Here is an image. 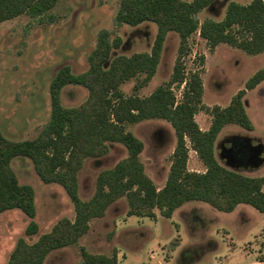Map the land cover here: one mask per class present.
Here are the masks:
<instances>
[{"label":"rangeland","instance_id":"1","mask_svg":"<svg viewBox=\"0 0 264 264\" xmlns=\"http://www.w3.org/2000/svg\"><path fill=\"white\" fill-rule=\"evenodd\" d=\"M230 1L246 5L251 0H216L212 8H204L197 14L198 21L202 23L206 18L220 21ZM118 7L119 0H59L41 17L21 15L0 24V133L3 137L10 141L37 137L50 116V82L63 67L69 68L72 74L88 69V57L95 49L99 31L107 30L122 41L121 46L112 51V58L150 52L155 25L145 22L136 27L115 26ZM178 48V36L168 34L152 79L138 88L143 79V75H139L120 84L118 90L125 97L145 98L163 86L172 91L176 103L181 102L185 83L176 86L170 82ZM180 59L186 80L195 74L200 78L201 106L207 109L229 105L248 79L264 66V53L251 56L226 44L210 49L198 32L187 39ZM87 97L85 88L69 85L62 88L60 102L65 108H77ZM243 102L253 129L246 131L238 125L227 124L217 137L244 135L264 146V81L246 91ZM194 120L201 131L209 129L211 116L205 109H200ZM126 130L143 142L139 159L144 173L157 190L161 189L176 144L171 125L153 119L126 126ZM157 132L163 135L161 145L155 137ZM185 142L186 170L203 173L204 164L191 149L188 139ZM126 156L123 145L112 143L101 158L84 161L78 173L79 198L89 201L95 194L99 173L112 169ZM214 156L230 171L247 177H264V163L248 169L225 166L218 157L217 138ZM11 165L19 184L29 185L34 190V221L38 232L32 236L25 234L29 219L21 211L1 213L0 264L7 263L19 239L33 243L50 232L59 220L73 221L75 216L63 188L42 183L29 159L16 158ZM128 211L126 198L116 200L104 217L90 221L89 231L75 244L53 251L43 264H84L82 250L92 256L111 258L116 255L117 264H264L262 215L248 205H238L226 214L202 202H189L168 220L157 210L154 217L143 218L129 217Z\"/></svg>","mask_w":264,"mask_h":264},{"label":"trees","instance_id":"2","mask_svg":"<svg viewBox=\"0 0 264 264\" xmlns=\"http://www.w3.org/2000/svg\"><path fill=\"white\" fill-rule=\"evenodd\" d=\"M59 0H0V24L21 15L41 17L54 8ZM216 0H119L115 26H139L153 23L156 34L149 53L116 56L112 51L121 46V39L107 30L97 34L95 49L88 57L89 67L81 74L61 68L49 84L50 116L36 138L10 141L0 133V214L19 210L28 219L27 236L35 235L38 226L34 190L19 184L12 161L27 158L44 184H57L71 201L75 216L70 221L59 220L50 232L35 242L19 239L6 264H43L53 251L71 246L89 231L93 219L104 217L116 200L126 198L127 215L154 217L157 210L164 219L189 202H202L222 213H231L241 204L262 215L264 224V177H247L221 166L214 156V143L227 124L246 131L253 129L243 98L246 91L264 81V66L254 73L226 107L201 106L202 84L197 74L187 80L182 71L181 55L187 39L198 32L210 49L226 44L247 55L264 53V0H251L246 5L228 2L223 19L206 18L200 23L197 14L212 8ZM170 33L179 38L178 57L171 83H185L182 101L168 87L160 86L149 96L125 97L118 87L123 82L143 75L138 88L154 76L163 44ZM77 85L88 92L86 101L77 108H65L60 102L62 88ZM137 89V88H136ZM205 109L211 116L209 129L201 131L194 116ZM168 122L176 137L171 164L164 186L157 190L145 175L139 156L143 143L126 126L148 120ZM185 139L205 166L203 173L186 170L188 150ZM124 146L127 156L112 169L102 171L96 179L95 194L89 201L78 196V173L87 159L104 156L109 144ZM84 264H117L111 258L92 256L81 251Z\"/></svg>","mask_w":264,"mask_h":264},{"label":"flooded vegetation","instance_id":"3","mask_svg":"<svg viewBox=\"0 0 264 264\" xmlns=\"http://www.w3.org/2000/svg\"><path fill=\"white\" fill-rule=\"evenodd\" d=\"M155 135L158 140V144L161 145V143L163 142L162 133L157 132ZM218 138L219 137H217L218 157L220 161L224 163L225 166L235 169L251 168L253 154L255 150L254 147L260 144L259 141H254L252 138L244 135H229L223 136L219 139Z\"/></svg>","mask_w":264,"mask_h":264},{"label":"water","instance_id":"4","mask_svg":"<svg viewBox=\"0 0 264 264\" xmlns=\"http://www.w3.org/2000/svg\"><path fill=\"white\" fill-rule=\"evenodd\" d=\"M254 154H253V159H252V168H257L260 165L264 163V146L263 144H258L254 147ZM262 154V156H261Z\"/></svg>","mask_w":264,"mask_h":264},{"label":"crops","instance_id":"5","mask_svg":"<svg viewBox=\"0 0 264 264\" xmlns=\"http://www.w3.org/2000/svg\"><path fill=\"white\" fill-rule=\"evenodd\" d=\"M180 208H181V207H180ZM180 208H179V209H180ZM179 209H177V210H176V211L173 213V215H172V217H171V218H173V217H175V216H176V214H177V212H178V210H179ZM167 220H168V219H167Z\"/></svg>","mask_w":264,"mask_h":264}]
</instances>
